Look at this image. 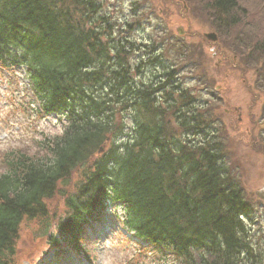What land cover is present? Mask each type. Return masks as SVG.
<instances>
[{
  "label": "trees",
  "instance_id": "obj_1",
  "mask_svg": "<svg viewBox=\"0 0 264 264\" xmlns=\"http://www.w3.org/2000/svg\"><path fill=\"white\" fill-rule=\"evenodd\" d=\"M210 7L217 28L245 21L257 37L246 22L248 13L259 14L239 0ZM99 11L97 0H0V65L25 66L41 113L64 119L59 135L38 142L42 155L15 150L2 161L0 264H15L24 221H37L55 256L65 247L81 252L86 227L118 203L124 226L161 256L172 253L176 264H264V252L251 248L262 230L246 223L252 212L231 181L222 143L214 142L212 118L182 111L192 100L181 102L185 90L170 64L153 58L149 66L162 71L154 82H139L142 62L131 77L124 56L138 47L127 39L102 43L103 32L86 27ZM254 52L264 56V39ZM170 122L183 141L166 131ZM56 195L64 207L58 218L46 206Z\"/></svg>",
  "mask_w": 264,
  "mask_h": 264
},
{
  "label": "rangeland",
  "instance_id": "obj_2",
  "mask_svg": "<svg viewBox=\"0 0 264 264\" xmlns=\"http://www.w3.org/2000/svg\"><path fill=\"white\" fill-rule=\"evenodd\" d=\"M211 1L97 0L100 11L92 20L93 24H86V27L90 30L99 28L101 35L103 32L100 40L104 44L108 41L115 47L127 39L140 49L131 50L124 56L131 77L136 76L135 70L140 68L138 64L143 63L139 82H154L161 74L158 64L149 66L153 58L164 61L165 65L170 64L166 70H175L179 77L176 85L185 90V98L178 101L192 100L182 111L192 114L202 109L206 115L202 112L201 115L212 118L214 142L222 143L231 181L241 190L252 212L250 221L246 220V223L254 224L255 231L258 228L262 230L260 237L256 235L258 244L251 242V248L253 251L255 248L257 253L264 252V56L251 53L254 45L264 39V0H239L241 5L259 14L248 13L246 22L255 25L256 38L244 28L245 21L235 25L232 21L217 28L218 14L211 9ZM204 34H214L216 42L206 40ZM109 45L107 48L111 49ZM15 69L16 73L0 69L1 171L2 161L9 152L17 150L33 157L42 155L38 142L45 136L53 138L59 135L62 125V120L55 115L38 116L33 109L37 102L27 90L25 69ZM164 94L158 95L161 101ZM174 97L177 98L178 94ZM172 106L175 111L182 104L177 102ZM124 114L127 118L131 116L130 112ZM124 124V133H128L130 124ZM176 130L173 122L166 127L173 141H183ZM76 173L69 179L71 186H67L66 192L72 190ZM46 206L50 216L58 218L63 215V200L59 195L46 201ZM108 215L100 223L102 227L97 226V230L109 233L108 236L102 238L94 230V239L88 241V249L93 254L89 264L162 262L149 246L133 241L130 235L127 240L120 231L111 230L108 224L112 215ZM38 230L36 220L21 224L15 245V264H39L50 258L52 252ZM138 248H145V253L135 255ZM168 260V264L178 262L173 255H168ZM79 262L80 259H73L69 264ZM81 263L87 264L82 260Z\"/></svg>",
  "mask_w": 264,
  "mask_h": 264
},
{
  "label": "water",
  "instance_id": "obj_3",
  "mask_svg": "<svg viewBox=\"0 0 264 264\" xmlns=\"http://www.w3.org/2000/svg\"><path fill=\"white\" fill-rule=\"evenodd\" d=\"M205 38L212 41V42L216 41V37L213 34H207V35H205Z\"/></svg>",
  "mask_w": 264,
  "mask_h": 264
}]
</instances>
